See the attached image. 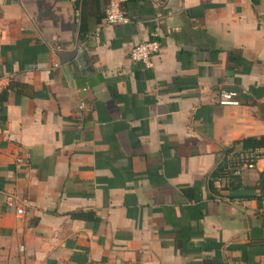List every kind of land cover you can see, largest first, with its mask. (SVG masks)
I'll return each mask as SVG.
<instances>
[{"label":"crops","instance_id":"crops-1","mask_svg":"<svg viewBox=\"0 0 264 264\" xmlns=\"http://www.w3.org/2000/svg\"><path fill=\"white\" fill-rule=\"evenodd\" d=\"M107 2L0 0V264H264V0Z\"/></svg>","mask_w":264,"mask_h":264},{"label":"built area","instance_id":"built-area-1","mask_svg":"<svg viewBox=\"0 0 264 264\" xmlns=\"http://www.w3.org/2000/svg\"><path fill=\"white\" fill-rule=\"evenodd\" d=\"M126 0H108L104 10V23L108 25L126 23L130 20L124 11L123 4ZM160 43L157 40H146L134 44L129 49V58L133 61L149 62L150 58L159 52ZM237 93L233 90L220 89L217 94V103L220 105H237L239 102L236 98ZM260 152L256 149L240 150L230 152L225 158V166L220 176L217 178L223 183H227L231 178L239 176L244 169H251L255 166ZM11 196H7L6 203L11 204ZM261 212L264 214V198L260 199ZM22 213V209H17Z\"/></svg>","mask_w":264,"mask_h":264},{"label":"trees","instance_id":"trees-1","mask_svg":"<svg viewBox=\"0 0 264 264\" xmlns=\"http://www.w3.org/2000/svg\"><path fill=\"white\" fill-rule=\"evenodd\" d=\"M242 143L245 150H252L256 147H262L264 146V135L260 136L259 138H245Z\"/></svg>","mask_w":264,"mask_h":264}]
</instances>
